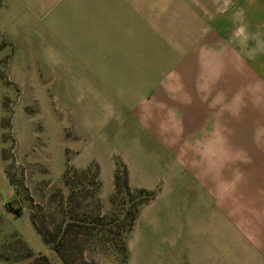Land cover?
Here are the masks:
<instances>
[{
  "label": "rangeland",
  "instance_id": "374dc122",
  "mask_svg": "<svg viewBox=\"0 0 264 264\" xmlns=\"http://www.w3.org/2000/svg\"><path fill=\"white\" fill-rule=\"evenodd\" d=\"M186 1L185 52H204L199 96H144L153 126L108 89L94 87L100 101L82 111L89 86L67 96L55 0H0V264H65L44 236L55 232L70 264H264V243L238 223L264 226V0ZM216 91L231 134L218 157L190 139L213 130L204 113ZM117 171L128 196L114 198ZM135 203L129 230L121 218Z\"/></svg>",
  "mask_w": 264,
  "mask_h": 264
},
{
  "label": "crops",
  "instance_id": "0c3cea01",
  "mask_svg": "<svg viewBox=\"0 0 264 264\" xmlns=\"http://www.w3.org/2000/svg\"><path fill=\"white\" fill-rule=\"evenodd\" d=\"M52 5V32L59 39H67V55L57 45L58 56L54 49L52 51L54 62L66 64L67 96L77 94L73 89L76 81L89 86L88 91L84 89V94L90 95V101L80 106L81 111L100 101L93 97L98 95L94 87L100 88L101 92L108 89L116 100L130 97L134 121L138 122L141 118L154 126V121L144 113L151 107L145 100L141 104L144 96L151 94L160 97L159 87L163 91L167 88H170L169 91L174 89L173 92L178 90L177 94L183 99L199 96L196 81L198 77H203L200 65L204 52L196 51L194 56L185 52L187 35L183 16H186L187 11L186 0H55ZM189 67L194 71L187 72ZM217 67L218 64L215 68L211 67L214 78ZM205 88L201 92L203 95L209 94L211 89ZM219 100L218 94L214 95V102L212 96V107L204 113L205 117H210L213 130L205 127L199 137H190L194 143L200 139L201 142L209 143L210 147L215 145L212 152L217 157L218 150L231 142L228 126L218 122L215 116L219 113ZM220 125L226 126L223 131L219 130ZM167 126L170 129L174 127L162 122L161 127L167 129ZM189 133L191 131L184 132ZM170 135L176 137L183 133L172 130ZM256 155L250 151L246 156L252 160L257 159ZM253 215L258 216V213ZM260 218L257 217L254 223L261 222ZM238 223L253 236V243L261 247L264 243V236L261 235L264 234V226L243 225L241 221ZM231 229L232 226L228 224L227 230Z\"/></svg>",
  "mask_w": 264,
  "mask_h": 264
},
{
  "label": "trees",
  "instance_id": "16d2710c",
  "mask_svg": "<svg viewBox=\"0 0 264 264\" xmlns=\"http://www.w3.org/2000/svg\"><path fill=\"white\" fill-rule=\"evenodd\" d=\"M115 186H116V192H115V197L117 195H129L131 193V188H130V184L128 182V176L124 175L122 176L120 174L119 171H117V173L115 174ZM125 201L127 202V199L125 197ZM126 204V203H125ZM140 203H135V204H131L125 214H123L121 220L122 222H129V227H127L129 230L131 229L133 222L135 221L137 215H138V206ZM133 208H135L133 210ZM45 239L48 241V243H52V246L54 248V250L56 252H58L60 254V256L62 257V259L64 260L65 264H70L68 261V256L66 254L63 253V247L66 245L67 243V239H66V234H57L56 232L53 234L48 235H44ZM43 259L47 260V258L44 256ZM47 264H51L49 261H47ZM90 264H96V263H90Z\"/></svg>",
  "mask_w": 264,
  "mask_h": 264
}]
</instances>
